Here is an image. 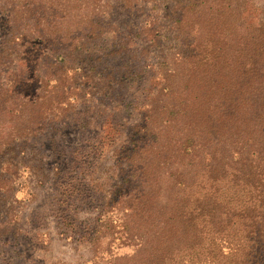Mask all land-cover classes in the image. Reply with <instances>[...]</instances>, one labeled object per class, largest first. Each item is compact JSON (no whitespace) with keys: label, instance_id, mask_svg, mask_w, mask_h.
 <instances>
[{"label":"rangeland","instance_id":"rangeland-1","mask_svg":"<svg viewBox=\"0 0 264 264\" xmlns=\"http://www.w3.org/2000/svg\"><path fill=\"white\" fill-rule=\"evenodd\" d=\"M263 23L264 0H0V264H254Z\"/></svg>","mask_w":264,"mask_h":264},{"label":"trees","instance_id":"trees-1","mask_svg":"<svg viewBox=\"0 0 264 264\" xmlns=\"http://www.w3.org/2000/svg\"><path fill=\"white\" fill-rule=\"evenodd\" d=\"M26 1V0H24ZM15 16V13H14ZM258 33L256 36H253L254 39V58H258L255 53L258 51L260 55H264V23L258 29H254V35ZM246 49L240 52V54H245ZM259 60L264 61V59L258 58ZM261 155L260 163L255 165V173L254 179H256L255 187H254V211L250 208L247 209L244 206V211L246 212V217H251L252 212L254 213V225H252V229L254 230V238L249 237L246 239L247 244H251L254 242V254L256 255L254 258V264H264V214L261 213V210L264 209V151L258 152L256 157ZM258 219V220H257ZM253 248V247H252Z\"/></svg>","mask_w":264,"mask_h":264}]
</instances>
